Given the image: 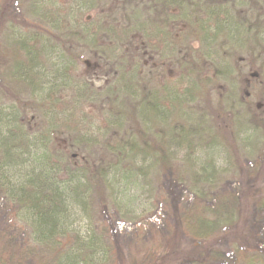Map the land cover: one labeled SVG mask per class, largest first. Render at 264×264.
Here are the masks:
<instances>
[{
	"label": "rangeland",
	"instance_id": "rangeland-1",
	"mask_svg": "<svg viewBox=\"0 0 264 264\" xmlns=\"http://www.w3.org/2000/svg\"><path fill=\"white\" fill-rule=\"evenodd\" d=\"M240 2L0 0V166L15 175L0 183V263L129 264L165 231L168 185L199 243L219 227L201 212L213 192L248 169L264 186V33L254 27L264 30V0ZM223 15L241 33L225 38L236 26ZM204 21L221 34L207 39ZM170 166L186 167L183 177ZM51 182L77 188L85 208L70 189L52 200ZM12 185L51 200L39 221L68 212L62 231L42 240ZM253 208L220 239L229 259L254 235ZM78 236L88 240L73 245ZM189 241L173 264L203 253Z\"/></svg>",
	"mask_w": 264,
	"mask_h": 264
},
{
	"label": "trees",
	"instance_id": "trees-1",
	"mask_svg": "<svg viewBox=\"0 0 264 264\" xmlns=\"http://www.w3.org/2000/svg\"><path fill=\"white\" fill-rule=\"evenodd\" d=\"M240 1L241 0H233L234 6H242V3ZM196 13L200 14L201 10L197 11ZM202 14H204V17H207V20L210 19L207 13L202 12ZM221 15L222 14L219 13L218 17L220 18ZM223 16L224 17L222 18H225L226 22L231 23V21H233L230 20L227 15ZM204 24L208 27V30H206L205 32L207 39H211L213 34L220 33L218 26H210L207 21H204ZM233 25L236 26V30L234 29L231 30L229 33L224 34L225 38L241 33L243 29L242 24L239 25L233 21ZM254 27L255 30L258 31L257 35L259 37L262 36L264 30L258 29L257 26ZM87 67L88 69L98 68L95 63H88ZM7 167L9 166H0V183L6 185V180H9L10 176H15L8 171ZM168 169L170 175L176 179L179 176L180 178L183 177L184 171H186V167H179L176 169L175 166H170L168 167ZM20 171L18 170V173H14L20 175ZM248 176L249 177L247 178V180L242 177L240 179V183L233 182V184H231L229 188L222 186L218 188L215 192H213V199L215 205H213V208L212 206H204L201 212L202 215L204 214L207 216L208 214V216L211 217L209 218L211 219L209 221H211L215 225H218L219 227L216 233L213 234V236L207 239H202L200 243L198 242L200 236L193 226V221H190V218L187 213V208H185L184 204H181L177 201L174 190L168 185V193L170 195V198L168 199V196H162L163 194L161 195V203L163 208L162 216L164 218L165 231L157 235L154 234V236L152 237L154 242V250L153 252H151L150 255H148L147 253L140 254L138 252H130L129 264H173V258H175L173 256L177 257L178 254L182 252L180 250L184 248V244L190 242L189 240H194L195 242H198L197 245L201 246L203 251V253H200L195 257L189 258L187 260L189 264H258L260 262L264 263V261H262V259H264V186L259 185L256 179L253 180V172L250 169H248ZM26 177L28 178L26 179V183L28 185H33L34 182L38 181V179L33 180L27 175ZM253 181H255V184H253ZM250 183H252L251 186L249 185ZM14 185H12L11 188L8 186L11 195L14 197L15 201L19 202L20 208L24 211L25 215L31 218L30 222L28 221V219L25 220L30 223L31 228L34 229L35 233H37L42 240L49 239V237L58 234V231H62V228H59V225H66V220L69 219V215L67 214L68 212L64 214L66 216H63L62 218L58 217L56 219H45L39 221V219L45 218L47 216V204L51 203V200L42 199L38 193L39 189L36 190V193H34L36 199H34V201L29 200L30 196H24L23 192L20 195H17V193L13 189ZM45 186L47 187L48 191L51 192V195H53L52 200H62V198L59 196V193L67 195V191H69L70 189L73 194H71V197H69V199L70 201H72L73 205L75 202L79 203L75 204L76 206L85 208V198L83 196V198H81V195H83V193L77 194L78 189L71 187L70 184L66 185L65 183L60 182H51L45 184ZM53 187H56L55 192H58L57 196H54L55 192ZM245 189H250V191L247 192V195ZM246 197L250 200H246ZM82 201H84V203H82ZM44 204L45 206H43ZM258 204H260L261 206H257ZM38 206H40L41 211L38 209ZM253 206L254 208L252 210L254 216V235L251 236V239H253H250L251 241L248 240L247 242L241 243L240 245L231 244L233 248H231L230 250V255L233 256V259H229V257L226 256L227 252L224 250L223 246L219 244L220 239L226 238L229 235L231 236L232 234H239V230L244 229L245 224V220L244 223L241 221V216L244 212L251 210L250 208H252ZM33 221L35 223H32ZM109 228L110 230L106 229V231L110 234H115V226L110 225ZM82 238H84V236H82L81 239ZM96 238L97 237H93L90 238V240L96 241ZM86 240H88V238ZM85 241H81L80 237L78 236V239L74 241L73 245L78 242L81 244H85ZM98 241H100V239H98ZM109 244L113 245V242H111L110 240ZM73 249L74 248H72L71 251ZM106 254L104 257H106ZM66 255H68V253ZM75 257L76 256H74V258L68 264H76ZM181 259L180 261H174V263L183 264L186 261H182ZM60 264L62 263L60 262Z\"/></svg>",
	"mask_w": 264,
	"mask_h": 264
}]
</instances>
